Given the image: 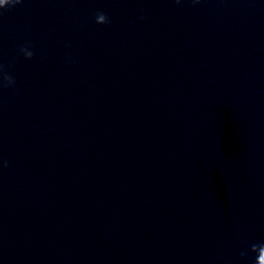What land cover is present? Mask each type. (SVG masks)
Here are the masks:
<instances>
[{
	"label": "clouds",
	"instance_id": "1",
	"mask_svg": "<svg viewBox=\"0 0 264 264\" xmlns=\"http://www.w3.org/2000/svg\"><path fill=\"white\" fill-rule=\"evenodd\" d=\"M175 2L179 4L180 0H175ZM20 3H22V0H0V9L14 7ZM194 3H199V0H194ZM141 18L143 19V17ZM96 23L105 24V23H109V21H108V18L103 13H98L96 16ZM20 51L24 54L26 59H31L33 56V52L29 51L27 48H21ZM4 81L6 82L5 84L6 87L14 84L13 78L8 75L4 76ZM7 166L8 164L7 162H5L4 167H7ZM251 250L253 252L264 251V245L253 244ZM241 255H244V254L241 253ZM257 259H256V264H257Z\"/></svg>",
	"mask_w": 264,
	"mask_h": 264
}]
</instances>
